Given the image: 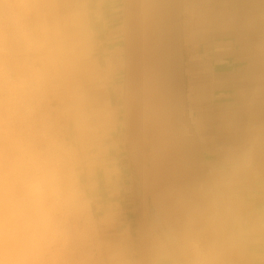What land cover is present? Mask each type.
Segmentation results:
<instances>
[{"label":"clouds","instance_id":"1","mask_svg":"<svg viewBox=\"0 0 264 264\" xmlns=\"http://www.w3.org/2000/svg\"><path fill=\"white\" fill-rule=\"evenodd\" d=\"M0 264H264V0H0Z\"/></svg>","mask_w":264,"mask_h":264}]
</instances>
